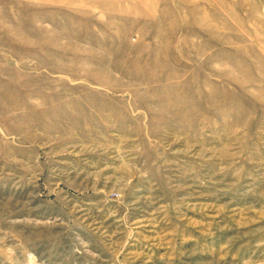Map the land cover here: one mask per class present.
<instances>
[{
	"label": "rangeland",
	"instance_id": "1",
	"mask_svg": "<svg viewBox=\"0 0 264 264\" xmlns=\"http://www.w3.org/2000/svg\"><path fill=\"white\" fill-rule=\"evenodd\" d=\"M0 264H264V0H0Z\"/></svg>",
	"mask_w": 264,
	"mask_h": 264
}]
</instances>
